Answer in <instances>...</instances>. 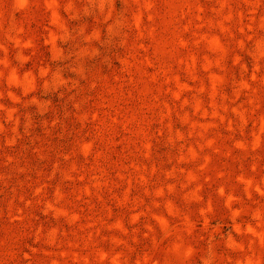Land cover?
<instances>
[{"label":"rangeland","instance_id":"rangeland-1","mask_svg":"<svg viewBox=\"0 0 264 264\" xmlns=\"http://www.w3.org/2000/svg\"><path fill=\"white\" fill-rule=\"evenodd\" d=\"M0 264H264V0H0Z\"/></svg>","mask_w":264,"mask_h":264}]
</instances>
